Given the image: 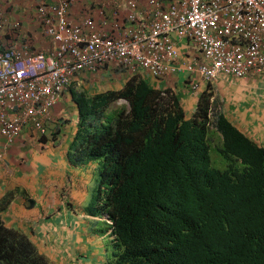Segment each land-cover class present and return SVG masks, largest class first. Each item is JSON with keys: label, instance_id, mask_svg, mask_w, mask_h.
Segmentation results:
<instances>
[{"label": "trees", "instance_id": "1", "mask_svg": "<svg viewBox=\"0 0 264 264\" xmlns=\"http://www.w3.org/2000/svg\"><path fill=\"white\" fill-rule=\"evenodd\" d=\"M160 94L132 77L76 98L68 156L98 163L86 211L107 215L106 264H264V143L221 115L209 121L210 92L189 118ZM0 264L52 263L0 224Z\"/></svg>", "mask_w": 264, "mask_h": 264}, {"label": "built area", "instance_id": "2", "mask_svg": "<svg viewBox=\"0 0 264 264\" xmlns=\"http://www.w3.org/2000/svg\"><path fill=\"white\" fill-rule=\"evenodd\" d=\"M77 1L35 0V20L53 44L46 50L20 44L19 21L6 22L0 10V31L9 27L20 38L5 44L0 37L5 144L28 122L42 133L43 119L73 79L107 64L130 73L140 68L155 79L183 69L194 93L197 79L206 83L264 71V0H123L127 12L121 22L116 10L107 17L99 9L98 21L85 15L75 23L68 13Z\"/></svg>", "mask_w": 264, "mask_h": 264}, {"label": "crops", "instance_id": "3", "mask_svg": "<svg viewBox=\"0 0 264 264\" xmlns=\"http://www.w3.org/2000/svg\"><path fill=\"white\" fill-rule=\"evenodd\" d=\"M143 1L139 0V4ZM1 4L13 11L9 17L14 19L9 18L10 21L17 19L22 23L19 33H23L22 40L32 41L27 45L31 50L53 46L35 17L29 18V10L35 15L34 0H0ZM99 9H104L107 17L116 10L120 22L127 12L123 0H79L70 6L68 17L75 23L85 15L98 21ZM4 30L5 44L20 39L9 28ZM181 45L178 43L179 51L183 50ZM132 77L145 81L160 95L176 99L185 118L194 112L201 92H210L209 121L221 115L256 144L264 143V71L242 78L221 76L206 83L197 79L196 93L191 91V78L183 69L162 79H155L140 68L130 73L113 64L97 72L80 73L43 119L42 133L28 122L10 143L5 144L0 136V201H8L0 206V224L24 235L37 253L52 264H103L107 259L103 239L86 230L95 220V215L86 211L85 198L98 163L83 159L73 162L68 156L79 128L75 102L77 97L89 99L120 90ZM96 186H92V192Z\"/></svg>", "mask_w": 264, "mask_h": 264}, {"label": "rangeland", "instance_id": "4", "mask_svg": "<svg viewBox=\"0 0 264 264\" xmlns=\"http://www.w3.org/2000/svg\"><path fill=\"white\" fill-rule=\"evenodd\" d=\"M0 10H1L2 14L5 16V18H6L7 21H10L9 18L10 19H14L12 17H9L13 11L10 8H7V6H5V4H1L0 5ZM33 12H34V8H33ZM28 13H29V18L30 19L31 18L33 19L35 17V16H33L32 10H29ZM0 37L2 38V40L4 42L7 41V39L5 38V30H3L2 33H0ZM20 44H26V45H28V44H32V41L31 40H28L26 42V40H22L20 42ZM86 161H92V160H88L87 159ZM94 170H95V172L93 174V177L91 178L92 183H90L91 188L89 187L88 195L85 198L86 205H89V203L93 199V195H94L95 190L92 192V186H94V185L96 186L97 181H98V166H96V168ZM97 215H99V214H97ZM100 218L102 220L105 219V215H102ZM107 229L108 228H107L106 225H104L103 223L99 222V217L98 216H95V220H91L90 223H89V225L86 228V230L94 231V233H97L98 234L97 236L99 238H102L103 239V246H104V249L106 250L105 251L106 252V256H107V258H109V255L108 254H110V241H109L110 238H109V234H108V230ZM103 264H106V262L104 261Z\"/></svg>", "mask_w": 264, "mask_h": 264}, {"label": "clouds", "instance_id": "5", "mask_svg": "<svg viewBox=\"0 0 264 264\" xmlns=\"http://www.w3.org/2000/svg\"><path fill=\"white\" fill-rule=\"evenodd\" d=\"M12 21H19V20H12ZM12 21H7L6 20V22H8V23H10V22H12ZM20 23V22H19ZM21 26V25H20ZM5 28H9V27H5ZM10 29V28H9ZM120 103H122L121 101H119V99H117V101L114 103V104H120ZM95 216H98L99 217V222H102V221H104V222H108V219H107V215L106 214H104V213H102V214H99V215H97V214H94ZM102 215H105V219H101L100 217L102 216ZM108 230V234H109V238H111V236H110V229L108 228L107 229ZM107 260V259H106ZM106 262V261H105Z\"/></svg>", "mask_w": 264, "mask_h": 264}]
</instances>
